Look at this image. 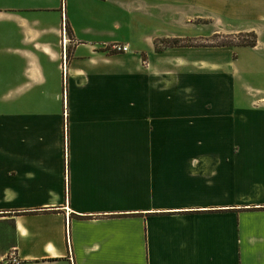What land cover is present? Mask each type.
<instances>
[{
	"label": "crops",
	"instance_id": "0c3cea01",
	"mask_svg": "<svg viewBox=\"0 0 264 264\" xmlns=\"http://www.w3.org/2000/svg\"><path fill=\"white\" fill-rule=\"evenodd\" d=\"M243 32L255 46H157ZM249 72L264 0H0V259L264 264Z\"/></svg>",
	"mask_w": 264,
	"mask_h": 264
},
{
	"label": "rangeland",
	"instance_id": "374dc122",
	"mask_svg": "<svg viewBox=\"0 0 264 264\" xmlns=\"http://www.w3.org/2000/svg\"><path fill=\"white\" fill-rule=\"evenodd\" d=\"M247 32H243L240 34H236V35H223L221 37H216L214 38L212 41H200V42H192V41H176V40H167V41H163V42H157V46L158 47H166L168 45H185V44H215V45H219L221 43L224 42H232V43H239L241 41H247L250 38L245 36ZM134 43V42H133ZM138 46L142 47V43L143 42H135ZM145 44V43H143ZM259 50H256L255 48H245V47H233L230 57L235 61L236 65L238 66V68L240 69L242 67V63L244 61L247 60H255L257 58H259ZM255 70V69H254ZM244 75V79L243 82H245L244 84H242L243 88H244V92L251 90L252 87H260L258 85H264V78H262L258 72H253L249 74H243ZM242 80V77H236L235 78V83L238 85H240ZM237 86L235 85V89H236V95H237ZM252 86V87H251ZM250 92V91H249Z\"/></svg>",
	"mask_w": 264,
	"mask_h": 264
},
{
	"label": "built area",
	"instance_id": "2783aa9c",
	"mask_svg": "<svg viewBox=\"0 0 264 264\" xmlns=\"http://www.w3.org/2000/svg\"><path fill=\"white\" fill-rule=\"evenodd\" d=\"M108 48L113 52H125L129 49L127 44H123L119 42H114L109 44ZM21 263H22V259L20 258L15 248L10 249L0 259V264H21Z\"/></svg>",
	"mask_w": 264,
	"mask_h": 264
},
{
	"label": "trees",
	"instance_id": "16d2710c",
	"mask_svg": "<svg viewBox=\"0 0 264 264\" xmlns=\"http://www.w3.org/2000/svg\"><path fill=\"white\" fill-rule=\"evenodd\" d=\"M245 36L249 37L250 39L247 40V41H241L239 43H232V42H224V43H221L219 45H215V44H210V45H214V46H249V47H252V46H255L256 45V42H257V36L254 32H247L245 34ZM192 44H185V45H168L166 47H175V46H191ZM202 45V44H200ZM203 45H208V44H203Z\"/></svg>",
	"mask_w": 264,
	"mask_h": 264
}]
</instances>
